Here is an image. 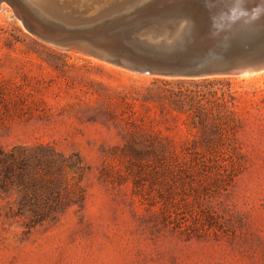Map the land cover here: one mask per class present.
<instances>
[{
	"label": "rangeland",
	"instance_id": "1",
	"mask_svg": "<svg viewBox=\"0 0 264 264\" xmlns=\"http://www.w3.org/2000/svg\"><path fill=\"white\" fill-rule=\"evenodd\" d=\"M11 12L0 10V150L76 155L84 173L64 172L78 200L33 228L30 214L18 215L16 189L0 191V264H264V73L199 81L135 75L49 47ZM188 101L203 109L205 129ZM205 131L237 141L245 162L215 233L190 239L165 227L133 195L131 180L102 176L109 156L114 178L125 176L119 158L130 134L182 150Z\"/></svg>",
	"mask_w": 264,
	"mask_h": 264
},
{
	"label": "water",
	"instance_id": "2",
	"mask_svg": "<svg viewBox=\"0 0 264 264\" xmlns=\"http://www.w3.org/2000/svg\"><path fill=\"white\" fill-rule=\"evenodd\" d=\"M36 39L120 70L199 81L264 72V0H0Z\"/></svg>",
	"mask_w": 264,
	"mask_h": 264
},
{
	"label": "trees",
	"instance_id": "3",
	"mask_svg": "<svg viewBox=\"0 0 264 264\" xmlns=\"http://www.w3.org/2000/svg\"><path fill=\"white\" fill-rule=\"evenodd\" d=\"M187 104L188 111L196 114L194 121L198 122L194 124L199 123L204 129L210 125L203 109H195L196 102ZM174 105L186 111L183 104ZM196 137L200 140L193 139L177 150L170 140L130 134L119 158L126 162L125 176L114 178V156L107 158L102 170V176L112 183L122 185L131 180L133 195L139 202L159 212L165 227L190 239L221 230V220L226 215L221 209L223 198L228 197L245 167L237 141L229 137L226 141L225 135L216 131H205ZM64 172L82 176L84 165L80 158H66L42 146L0 150V191L16 189L20 196L18 215L30 214V228L56 220L78 200L67 192Z\"/></svg>",
	"mask_w": 264,
	"mask_h": 264
},
{
	"label": "bare ground",
	"instance_id": "4",
	"mask_svg": "<svg viewBox=\"0 0 264 264\" xmlns=\"http://www.w3.org/2000/svg\"><path fill=\"white\" fill-rule=\"evenodd\" d=\"M12 13V12H11ZM264 73V72H263ZM255 74H260V73H253V74H250V75H255ZM242 77V76H241Z\"/></svg>",
	"mask_w": 264,
	"mask_h": 264
}]
</instances>
